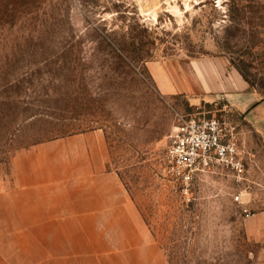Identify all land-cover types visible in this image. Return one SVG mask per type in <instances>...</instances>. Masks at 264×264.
Returning a JSON list of instances; mask_svg holds the SVG:
<instances>
[{
  "label": "rangeland",
  "instance_id": "obj_1",
  "mask_svg": "<svg viewBox=\"0 0 264 264\" xmlns=\"http://www.w3.org/2000/svg\"><path fill=\"white\" fill-rule=\"evenodd\" d=\"M261 99L264 0H0V264H262L244 180L202 172L188 200L166 158L211 116L263 158ZM118 195L122 216L87 215Z\"/></svg>",
  "mask_w": 264,
  "mask_h": 264
},
{
  "label": "built area",
  "instance_id": "obj_2",
  "mask_svg": "<svg viewBox=\"0 0 264 264\" xmlns=\"http://www.w3.org/2000/svg\"><path fill=\"white\" fill-rule=\"evenodd\" d=\"M166 158L172 177L178 180L188 200L202 172L221 166L240 179L247 171L244 151L226 122L217 116L189 118L180 123L171 135ZM239 198L240 195L235 196L236 200ZM243 211L250 215L246 208Z\"/></svg>",
  "mask_w": 264,
  "mask_h": 264
},
{
  "label": "crops",
  "instance_id": "obj_3",
  "mask_svg": "<svg viewBox=\"0 0 264 264\" xmlns=\"http://www.w3.org/2000/svg\"><path fill=\"white\" fill-rule=\"evenodd\" d=\"M163 75H165V73H163ZM205 75L206 72L203 71L201 76L205 77ZM162 80L166 88L168 89L172 88L173 84L170 81V78L168 79L166 76H163ZM207 81L205 80L202 81L203 82L202 85L209 86L208 87L210 88L209 91L215 92V90L217 89H213L215 88L214 85L211 82H209V80ZM241 88L243 89L245 87H241ZM236 102H241V97H238ZM245 111H246L245 112L246 119L248 120V122L252 124V126L262 135L264 139V99L248 104ZM49 148H55V147H49ZM259 150H260L259 147H251L250 150L244 152L247 171L245 175L242 178H240V180H244V186L241 188V194L239 200L242 204V208L243 209L246 208L250 213V215L248 216L244 214L243 217L244 230L250 239L262 244V249H263L262 264H264V157L262 158L259 156L260 153ZM72 152L74 151L72 150ZM217 167L219 166H216L211 170H215ZM232 174L235 175L233 172ZM93 187L94 189L92 191L99 190L101 192H105V187H103V189H98L99 187L97 184H94ZM28 189L30 192L32 191L31 187L29 188L28 186L27 188L22 183H18L16 187H14V190H12L11 192L6 191L5 196L7 197V200L5 199V201H8L10 199L12 201L19 200V195L28 193L29 192L27 191ZM10 193L15 194L16 198H12V197L9 198L8 195H11ZM54 202H55L54 203L55 206L53 207V210L56 213L49 216H53V217L58 215L67 216L66 211H71V209L73 211V206H72L73 200L66 201L70 204L69 206L62 205V203L56 205V203L58 202L57 200H54ZM122 202H125V200L122 201L120 195H118L116 198H113L111 200L110 199L106 200L105 198L103 199L101 197V200L96 201L95 207H92L87 215L97 216V217H112V218L120 217L122 216L121 214L122 210H125L126 207L131 208V204L129 202L127 203L128 205L125 206L121 205ZM133 208L135 209V207ZM58 210L60 211V213H57Z\"/></svg>",
  "mask_w": 264,
  "mask_h": 264
}]
</instances>
